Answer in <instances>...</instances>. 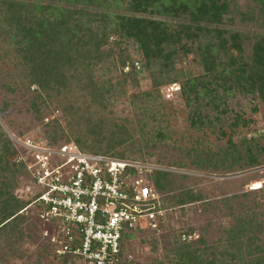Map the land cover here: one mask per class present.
Here are the masks:
<instances>
[{
	"label": "trees",
	"instance_id": "16d2710c",
	"mask_svg": "<svg viewBox=\"0 0 264 264\" xmlns=\"http://www.w3.org/2000/svg\"><path fill=\"white\" fill-rule=\"evenodd\" d=\"M249 1L251 6L241 10L235 0H0V41L5 44L0 57H9L6 70L10 77L22 79L21 88L30 93L28 103L35 113L48 108L52 98L62 96L60 106L57 104L61 112L73 110L75 118L82 120L85 132L71 140L64 137L67 141L63 142L70 141L91 153L130 159L122 152L125 148L121 152L114 149L134 145L138 150L151 149L168 138L164 130L171 110L158 99V87L163 83L179 84L178 95L195 131L216 128L220 136L225 135L219 111H225L226 98L234 92L264 104V0ZM235 21L253 25L256 31L248 34L238 29ZM128 42L139 49L141 62L122 54L123 44ZM108 44L117 51L121 76L112 84L109 79L98 81L93 74L97 65L109 69L111 63L106 61L111 53L103 47ZM188 55L200 66V73L174 68L177 60L186 62ZM134 61L139 69L134 68ZM125 66L128 68L123 71ZM142 72L150 78L151 89L130 95L128 115L105 118L101 111H113L114 86L129 77L135 84ZM42 73L48 78L37 80ZM71 85L81 96H88V101L83 99L77 106L71 103L67 99ZM14 88V84L9 87ZM240 125L245 121L234 115L226 145L215 151L199 148L197 137L173 140L180 148L181 144L187 146L167 167L180 169L182 154H191L192 166L213 174H221L217 169L232 174L264 165V145L257 138L242 135L232 141V128ZM44 126L46 143H63L58 142L63 131L57 118L45 121ZM12 154L11 141L0 129V241L4 243L0 258L18 251L28 237L27 230H22L26 217L19 211L29 200H22L12 190L19 173L25 177V171L21 163L10 161ZM145 176L160 197L159 207L177 208L183 214L184 207L200 202L202 211L222 213L227 219L223 226L218 223L220 235L211 242L195 235L190 226L175 232L170 224L161 222L160 229L166 225L172 232L161 257H152L148 264H264V187L259 188L260 193L248 189L209 200L193 184L184 183L186 174L155 169ZM30 218L35 221L32 215ZM128 238L131 234L120 242V262ZM60 257L63 263L71 258L76 261L67 254Z\"/></svg>",
	"mask_w": 264,
	"mask_h": 264
},
{
	"label": "rangeland",
	"instance_id": "374dc122",
	"mask_svg": "<svg viewBox=\"0 0 264 264\" xmlns=\"http://www.w3.org/2000/svg\"><path fill=\"white\" fill-rule=\"evenodd\" d=\"M240 9L243 10L247 6H251L249 0H235ZM235 26L238 29L246 31L248 34H252L256 31V27L250 24H243L238 21H235ZM101 34V33H100ZM99 34V35H100ZM105 49H109L111 56L107 58L106 63H111L108 65L109 69L99 68L98 65L95 66L94 75L98 81L110 80V84L114 83L116 80L121 79V76L118 71V54L116 49L112 45H104ZM124 51L123 55H127L132 60H138L141 62V55L139 49L135 47L131 42L123 44ZM5 44L0 41V51L4 50ZM183 60H177L174 63L175 69H186L197 74L201 72V68L197 63L191 58L190 55L186 56ZM113 64V65H112ZM10 67V60L7 56L0 57V129L6 134L12 133L14 135L24 137H39L43 139V130L45 129V121L50 120L52 117L57 118L58 123L60 124L63 136L58 138V142L67 141L73 139L76 136L84 133V128L82 125V120L75 118L73 110L68 112H61L60 101L63 99L60 96L59 98H52L54 101L49 105L48 108L42 107L38 113H35L32 108L29 106L28 98L30 93L21 88L23 86L22 79L20 77H13L8 72ZM49 75L45 73L38 74L37 80L41 81L47 79ZM14 89L10 90L9 87ZM175 86H179L177 82L171 83ZM169 84L163 83L158 87L159 101L162 103L166 110H171L168 113V127L166 132H168V138L164 139L163 143H156L155 147L151 149L141 148L138 150L137 146L131 147L128 146H117L115 151H122V148H125L122 152L124 156L130 157L133 160L146 159L148 163L154 164L156 167L167 168L174 173H183L188 176L184 183L194 186L195 189L199 190L203 195L209 197V200H212L215 197L221 195H229L233 193H239L242 191L248 190V185L251 182H260L261 189L264 187V165L256 166L253 168H248L241 172H233L232 174L223 173L222 171H227V169H217L221 174H213L208 171L201 169L199 167H194L190 164L192 155L186 156L184 154L180 155L182 158L180 160L181 168L177 167H167L169 164H174L175 160H178L179 151L187 146L184 145L181 148L172 143L173 140L182 137L183 139H189V136L192 138H199V148L211 150H217L216 147H223L226 145V135H228L229 124L232 121L234 115H239L242 120L245 121V125L237 126L234 129L232 134V141H236L240 136L244 135L246 137L252 135L258 139L259 144L264 145V104L260 103L258 99H251L249 95L242 96L237 92H234L232 96L226 98V107L225 111L219 113V116L224 119L223 121V130L225 135L220 136L217 129H201L195 131L189 125L187 117V109L182 105L178 91H172L167 88ZM72 92L67 99L74 105L82 104L83 99L85 102L88 101V96H81L77 90H75L74 85H71ZM151 89V80L147 77L145 72H142L140 76L137 77L136 83L134 84L132 78L129 77L125 83L120 86H114L112 91V98L114 103L111 110L112 113L108 114L107 110L101 111L103 116L106 118L112 117H122L123 115H128L131 111L130 105V95L135 92L150 90ZM173 89V88H172ZM31 91V89H29ZM53 97V96H52ZM84 103V102H83ZM171 107H170V106ZM170 108H169V107ZM169 108V109H168ZM56 109V110H54ZM165 110V109H164ZM81 110H78L80 112ZM77 112V113H78ZM154 122L152 121V124ZM164 127V124H161ZM165 128V127H164ZM137 129L135 128L134 135H137ZM65 137V138H64ZM70 142V141H69ZM183 147V148H182ZM79 148V147H78ZM135 148V149H134ZM82 151L84 149L79 148ZM88 152V151H86ZM15 154L10 156V161L13 162L15 159ZM14 163V162H13ZM17 164V163H16ZM191 168H194L192 170ZM197 169V171H195ZM16 182L13 184V192L22 200H24V187L26 182V177L19 175L16 178ZM259 189V193L260 190ZM23 190V191H22ZM213 202V201H212ZM200 202L188 205L184 207V213L180 214L179 209L172 208L167 209L164 213V222L170 224L172 231L175 232L177 229L182 226H190L193 228V233L195 235L205 236L206 241L211 242L220 235L219 226L225 224L226 217L221 214H212L211 211H202L200 207ZM196 208V209H195ZM26 221L23 224L22 230L28 232V237L24 238L22 244H20V249L14 251L13 253L7 255L4 258H0V264H76V261L71 258V261L68 260L66 263L62 262L60 256H57L52 252L50 242L40 235L41 226L31 220L29 213L24 212ZM163 229L160 227L155 230H146L144 227L142 230L135 231L131 234V238H128L125 244H123L122 251V262L120 264H148L152 257L160 258L162 252L164 251L163 244L167 240L168 233L172 232L171 229ZM206 225V231L203 230V227ZM162 231V233H161ZM170 231V232H169ZM162 234V235H159ZM264 240V232H263ZM0 245L4 246V243L0 241ZM153 247V248H152ZM23 250L22 254L20 250ZM5 250V248H4ZM38 254V255H37Z\"/></svg>",
	"mask_w": 264,
	"mask_h": 264
},
{
	"label": "built area",
	"instance_id": "2783aa9c",
	"mask_svg": "<svg viewBox=\"0 0 264 264\" xmlns=\"http://www.w3.org/2000/svg\"><path fill=\"white\" fill-rule=\"evenodd\" d=\"M133 66L139 69L138 62ZM8 136L18 152L13 162L23 165L26 177L23 193L29 202L19 212L34 217L57 256H74L76 264H120L123 236L160 227L167 209L159 207L145 174L169 169L82 151L72 142L49 145L39 137ZM260 187V182L248 185Z\"/></svg>",
	"mask_w": 264,
	"mask_h": 264
}]
</instances>
